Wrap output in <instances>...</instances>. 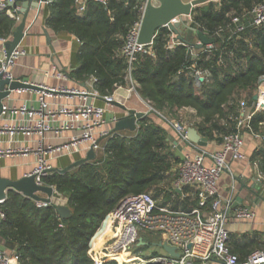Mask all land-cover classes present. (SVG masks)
<instances>
[{
    "label": "trees",
    "instance_id": "1",
    "mask_svg": "<svg viewBox=\"0 0 264 264\" xmlns=\"http://www.w3.org/2000/svg\"><path fill=\"white\" fill-rule=\"evenodd\" d=\"M261 1L210 0L194 7L191 20L186 22L214 39L210 49L192 44L170 47L172 32L160 27L152 54L139 55L130 70L135 90L156 111L168 112L163 115L169 120L178 109H193L195 118L190 126L208 141L236 131L239 101L250 105L258 80L264 76V23L258 27L251 24L252 9ZM144 4V0H107L106 4L86 0L85 11L77 14L74 0H52L46 27L55 33L68 32L80 43L76 54L79 64L69 77L78 80L94 76L101 95L126 85L128 65L120 49L130 25L141 18ZM15 23L0 10V38H8ZM195 70L204 73L200 87L194 83ZM138 124L136 131L112 132L104 138L103 157L65 173L51 171L43 178L45 185L65 198L69 218L61 219L54 204L39 208L17 191L7 193L0 238L13 243L16 264H93L89 257L91 240L128 195L150 192L174 210L195 206V200L183 198L172 187L181 159L170 139V123L152 112ZM250 124L259 129L264 124V110L255 112ZM255 155L264 176V148ZM187 190L184 188L182 194ZM149 242L136 250L154 241ZM230 250L240 260L252 252L241 247ZM103 264L124 263L108 260Z\"/></svg>",
    "mask_w": 264,
    "mask_h": 264
},
{
    "label": "built area",
    "instance_id": "2",
    "mask_svg": "<svg viewBox=\"0 0 264 264\" xmlns=\"http://www.w3.org/2000/svg\"><path fill=\"white\" fill-rule=\"evenodd\" d=\"M95 1L102 4L107 2V0ZM13 2L14 0H0V10L5 11L9 17L17 21L19 8L9 7ZM74 4L77 14L85 11L86 0H74ZM143 9L144 6L142 12ZM251 14L253 26L258 27L264 23V0L253 7ZM186 19L189 22L191 14ZM140 24L141 18L130 25L120 49V55L125 58L128 65L126 85H124L128 95H121L122 91H125V87L121 85L115 87L111 94L101 95L95 88L97 80L94 76H90L88 86L84 87H69L62 83L54 86L37 84L41 90L36 91L37 97L34 104L31 101H24L18 106L3 103L0 120L7 118L8 115H21L23 120L14 123L0 121V137L8 138V144L0 147V157L32 155L34 165L31 174L34 175V181L39 185H45L43 178L54 168L51 162L56 159L81 152L83 148L86 151L93 149L94 160L104 156L102 141L110 134L114 123L120 117L127 115L128 108L125 107V103L129 101L130 96L136 103L143 106L136 111H143L145 115L152 112L160 115L135 90L134 80L130 74L132 65L139 55L152 54L153 40L147 44H140L137 41ZM241 29L242 27L238 30ZM1 40L3 43L6 42V39L1 38ZM175 44L185 45L184 42L171 36L170 47ZM205 46L207 49L212 48V44ZM22 55L24 51L20 47H17L10 55L3 48L0 55V76L14 79L11 69ZM53 77L58 81L66 80L67 74L63 70L54 68ZM193 77L195 86L200 87L204 73L201 70H195ZM13 91L20 93L25 89ZM254 94L257 99L250 105H246L243 100L239 101L240 115L237 118V130L222 137L219 149L212 152L199 150L195 154L182 153L183 159L177 166V175L172 181V187L183 198L184 187L191 188L196 205L190 209L174 210L165 201L155 199L150 192L125 196L108 216L98 237L90 242L89 257L93 264H103L108 260H116L124 264H208L211 261L218 264H264V249L252 251L244 260H240L239 256L230 250L229 232L226 227L228 205L222 206L223 201L218 189V180L228 167L227 157L229 156L232 160L244 158L243 131L257 141L255 151L264 148V124L260 125L259 129H254L250 124L254 113L264 110V76L259 78ZM62 96L78 97L79 102L73 104L57 100L56 103H52V100ZM95 101H101L102 104H97ZM112 101H116L124 109L114 111L115 105ZM165 120L175 130L180 143L193 146L186 135L189 126L168 118ZM138 127L137 122V129ZM67 131H71L72 134L60 143L45 142L48 133L53 132L55 136H60ZM20 134L29 138L35 135L38 138L34 140V144L14 146V137ZM207 159L209 163H206ZM254 165L258 168L257 160L254 161ZM259 176L264 179L260 173ZM53 190L49 202L35 201L36 206L43 208L52 204L65 205V198L58 195L54 188ZM4 202L5 198L0 199V224L6 217L3 210ZM251 215V211L247 208H239L235 212V216L239 218H248ZM152 236L157 240L149 238ZM101 237H105L106 241L97 248L96 240ZM138 238L146 244L150 243L149 241H154L151 244L166 242L167 245L175 248L178 256H171L158 247L153 253L142 254V249L136 250L139 246H144L138 243ZM122 253L125 257L119 260ZM16 263L17 257L14 254L7 255L0 250V264Z\"/></svg>",
    "mask_w": 264,
    "mask_h": 264
},
{
    "label": "crops",
    "instance_id": "3",
    "mask_svg": "<svg viewBox=\"0 0 264 264\" xmlns=\"http://www.w3.org/2000/svg\"><path fill=\"white\" fill-rule=\"evenodd\" d=\"M49 3H41L39 10L29 8L26 18L27 30L21 43L19 44V47L24 51V55L18 59L15 66L11 69V73L15 78L35 84L54 86L62 83L69 87L88 86L90 76L85 79L78 80L69 77V73L76 69L79 64L76 54L80 43L74 35L68 32L59 31L55 33L46 27L45 20L49 12ZM17 6L20 8L21 2H17ZM9 7L11 9L13 8L12 6ZM21 16H19V20H15L16 23L13 31L15 30L16 25L20 22ZM186 31L187 29H182L181 34L184 36ZM12 33L5 41L11 39ZM172 37L176 39L175 36L172 35ZM194 39L197 40L195 34L193 36V40ZM3 48H5V46L0 38V55L2 54ZM54 68L63 70L67 74V79L59 81L54 79ZM125 93V96L128 95L126 86ZM36 97V90L25 89V91L20 93L12 91L10 95L3 100V103H10L11 105L18 106L24 101H31L34 104ZM57 100L63 103L73 104L79 102L78 97L66 98L62 96L58 99L52 100V103H56ZM95 103L102 104L101 101H95ZM125 107L135 110L143 108L142 105L136 103L135 99L131 96L129 97V101L125 103ZM113 110L120 111L122 110V107L115 105ZM181 111L185 114L182 116L178 115V117L180 116L179 119H187L191 121L195 118V112L193 109L186 107ZM3 120H6L8 123H14L22 121L23 117L21 115H8L7 118L0 121ZM168 129L170 130L169 135L177 140L175 130L171 126L168 127ZM71 134V131H67L62 133L60 136H55L53 132H50L47 134L45 142L53 144L60 143ZM37 138L38 137L35 135L30 138L22 136L21 134L16 135L14 137L15 142H13V145L24 146L34 144V140ZM243 138L244 144L242 152L244 154V158L240 160H232L229 156L227 157L228 167L224 170L218 180V189L219 195L223 201L222 206L225 207L228 205V219L226 223V227L229 232L228 244H230L232 249L241 247L243 250L254 251L257 249H264V179L259 176V173L261 174L259 167L257 168L254 165V161L257 159L255 155L257 141H255L254 138L246 131H243ZM0 140V147L8 144V138L6 136H1ZM178 143L182 147L181 153L195 154L199 150H203L205 152L217 150L221 147L222 141L219 142L217 140L214 142L207 140V146L205 147L198 146L197 144H193V147L180 143L179 141ZM86 152L87 151L83 148L81 152L61 157L51 163L54 168L61 169L71 164L73 161L84 157ZM206 163H209L208 159L206 160ZM33 165L34 157L32 155L0 157V177L11 180L18 179L25 174L31 173ZM175 170L177 172V169ZM184 188L188 189L183 193L184 198L190 197L191 200H195L196 203L193 190L189 187ZM39 195L44 196L45 194L39 193ZM239 208H247L251 211L252 215L248 218L236 217L235 212ZM3 243L4 241L0 238V245ZM7 252L8 254L13 255L12 250L11 252L7 250ZM153 252L154 250L149 253ZM208 264L218 263L211 261Z\"/></svg>",
    "mask_w": 264,
    "mask_h": 264
},
{
    "label": "water",
    "instance_id": "4",
    "mask_svg": "<svg viewBox=\"0 0 264 264\" xmlns=\"http://www.w3.org/2000/svg\"><path fill=\"white\" fill-rule=\"evenodd\" d=\"M52 0H14L12 3V7L16 8L17 2H21V6L17 11V14L21 16L20 22L16 25L15 30L12 33V37L10 40L4 43L6 53L10 55L21 43L27 27H26V18L28 14L29 8L40 9L41 3L43 2H51ZM210 0H146L144 9L141 16V24L138 34L137 41L140 44H147L151 42L157 30L160 27H167L176 39L180 41L187 42L191 45L192 38L194 34L196 35L199 43L195 45L196 48H200L203 45H211L214 43V39L211 37H207L203 32L196 30L191 27L186 22V17L191 14V11L194 7L198 5H202ZM187 29L186 34L183 36L181 34L182 29ZM47 35V34H46ZM17 89H31L39 91L41 87L37 84L23 81L18 78L9 79L3 78L0 76V113L3 105V100L7 98L11 91ZM257 96L253 95V100H256ZM90 102V101H88ZM112 104L116 106L119 105L116 101H112ZM122 107V106H121ZM122 109H124L122 107ZM145 113L143 111H136L135 109H128L127 115L120 117L115 123L113 128L110 130L112 132L118 131H136L137 122H139L142 118H144ZM187 138L193 144H197L198 146L205 147L207 146V138L200 135L197 130L191 126L187 128L186 132ZM171 142L175 147V154L183 159V155L181 153V145L178 143L176 139L171 137ZM217 140L219 142L222 141V137H218ZM95 158V153L92 148H90L84 157H81L71 164L67 165L64 168H52L51 171H58L60 173H65L68 170L72 169L75 166H78L85 162H91ZM10 190L17 191L21 193L23 196L31 198L34 201H42L49 202L53 195L52 186L48 185H39L34 181V175L31 173L25 174L22 177L11 180L8 178L0 177V199L6 198L7 193ZM39 193L45 194L44 196H40ZM56 212L61 219H67L71 216L70 209L63 204L56 205ZM138 243L140 245H145L146 243L138 238ZM158 247L169 253V255L177 257V253L175 252V248L167 245L166 242H156L149 245V247ZM14 245L12 242L6 241L0 245V250L8 254L7 250L11 252L13 250Z\"/></svg>",
    "mask_w": 264,
    "mask_h": 264
},
{
    "label": "rangeland",
    "instance_id": "5",
    "mask_svg": "<svg viewBox=\"0 0 264 264\" xmlns=\"http://www.w3.org/2000/svg\"><path fill=\"white\" fill-rule=\"evenodd\" d=\"M195 40V39H194ZM193 40V38H192V45H194V47H195V45H197L198 44V39L197 40H195L194 41ZM182 42H184V41H182ZM184 44L185 45H187V44H189V43H187V42H184ZM190 45V44H189ZM191 46V45H190ZM191 53L192 54H195L196 52L194 51V50H192L191 51ZM125 87V86H124ZM125 91H122V93H121V95H124L125 96ZM136 97V96H135ZM131 101V100H130ZM143 107V106H142ZM183 108H186V107H183ZM183 108H181V109H178L176 112H175V114L173 115V118L171 119L172 121H174V122H177V123H181V124H183V125H187V126H190V124H191V122L189 121V120H187V119H179V117H178V115H184L185 113H182V109ZM183 111H185V110H183ZM158 112V111H157ZM181 112V113H180ZM162 117H164V118H168L167 116L165 117L163 114H165V115H169V113L167 114V113H160V112H158ZM180 113V114H179ZM188 115V114H187ZM174 177H175V175H174ZM169 178H171V177H169ZM168 178V179H169ZM167 183H165V185H166ZM106 241V239H105V237H101V238H99L98 240H96V245H97V248H99L100 247V245L102 244V243H104ZM157 248L156 247H152V246H150V247H146V248H143L142 250H141V252H142V254H146V253H149L150 251H155ZM99 250V249H98ZM97 250V251H98Z\"/></svg>",
    "mask_w": 264,
    "mask_h": 264
},
{
    "label": "bare ground",
    "instance_id": "6",
    "mask_svg": "<svg viewBox=\"0 0 264 264\" xmlns=\"http://www.w3.org/2000/svg\"><path fill=\"white\" fill-rule=\"evenodd\" d=\"M98 235H99V234H98ZM97 237H98V236H97ZM97 237H96V238H97ZM96 238H94V239H96ZM124 257H125V254L122 253V254L120 255V257H119V260H121V258H124Z\"/></svg>",
    "mask_w": 264,
    "mask_h": 264
}]
</instances>
